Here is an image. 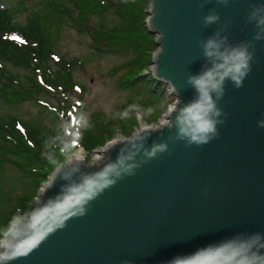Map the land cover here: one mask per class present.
I'll return each instance as SVG.
<instances>
[{"label":"water","instance_id":"95a60500","mask_svg":"<svg viewBox=\"0 0 264 264\" xmlns=\"http://www.w3.org/2000/svg\"><path fill=\"white\" fill-rule=\"evenodd\" d=\"M148 11L151 77L178 98L169 124L111 143L103 162L57 167L0 264H264V0ZM189 108L214 123L206 143Z\"/></svg>","mask_w":264,"mask_h":264},{"label":"trees","instance_id":"16d2710c","mask_svg":"<svg viewBox=\"0 0 264 264\" xmlns=\"http://www.w3.org/2000/svg\"><path fill=\"white\" fill-rule=\"evenodd\" d=\"M109 1L69 0L77 10V25L80 27L85 24L88 14L105 12ZM149 3L150 0H119L117 13L121 19L120 28L89 29L95 49H99L100 41L106 39L123 45L126 51L134 55L130 69L121 77L122 87L131 86L142 79L147 81L150 91L154 87L151 84L153 78L141 73L142 69L152 62V55L157 49L155 34L149 32L145 23L149 15ZM21 8L11 5L9 8L0 9V75L5 79L0 82V99L8 104H17L22 100L35 99L39 89L66 97L67 92L75 86L72 81V68L76 61L56 59L55 69L49 61L54 59L50 47L60 32L59 19L69 9L53 0H42L37 3V8L28 14L25 22L19 23L15 16ZM46 9L52 14L44 16ZM3 62L25 69L27 83H23L16 74L7 70ZM60 107L59 111L46 110L60 122L59 128H49L48 132H45L43 127L30 126L15 117L0 115V165L8 163L25 177H33L30 190L26 189L18 198L17 208L3 219L0 229L6 226L15 212L28 211L40 183L47 180V176L64 161L71 149L79 144L85 150L91 151L104 145L116 130L129 134L137 124L135 112L140 111L132 109L111 124L95 122V125L85 126L75 120L79 108L77 103H63Z\"/></svg>","mask_w":264,"mask_h":264},{"label":"rangeland","instance_id":"374dc122","mask_svg":"<svg viewBox=\"0 0 264 264\" xmlns=\"http://www.w3.org/2000/svg\"><path fill=\"white\" fill-rule=\"evenodd\" d=\"M40 1L42 0H0V8H9L11 5L22 7L20 12L16 14L15 20L24 23L28 14L37 8V3ZM53 1L69 10L59 19L60 32L57 40L50 47L54 59L49 62L51 67L55 69L54 60L56 59L75 60L76 64L72 68V81L75 86L67 92L66 97L65 95L59 97L56 92L39 89L35 99L22 100L17 104H8L0 99V115L15 117L21 122L30 124V126L43 127L45 132H48L49 128H59L60 122L46 111L47 106L59 111L63 103L68 105L77 103L79 108L75 120H79L85 126L95 125V122L101 124L117 122L122 115H127L132 109L140 110L135 113L137 119L138 112L144 114V122L137 123L132 131L141 124H145V121L148 123L155 122L157 116L166 109L168 104L174 102L176 96L168 95L165 92V86L158 85L154 81L151 83L154 87L150 91L147 87V81L143 79L131 86L122 87L120 84L121 77L130 69L134 55L130 51H126L123 45L115 44L106 39L100 41L99 49L92 46L89 29L109 30L121 27V19L117 13L119 0H110L108 9L102 14H88L85 18V24L81 27L77 25V10L69 0ZM51 14V11L46 9L44 16ZM2 64L7 70L16 74L23 83H27V71L25 69L14 67L8 62ZM151 64L152 62L144 67L141 73H146L145 69L148 70ZM3 81L5 79L0 75V82ZM92 121L94 122L92 123ZM131 134L132 132L125 137H130ZM121 135V132L116 130L110 140L124 136ZM108 141L103 146H97L91 151H87L83 147L71 149L64 161L59 163L57 167L62 166L78 151L84 156L86 165L92 163V153L101 154ZM100 162H103V159ZM0 169V225L2 226L3 219L17 208L18 198L24 194L26 189L30 190L33 177H25L22 172L8 163L1 164ZM50 177L51 174L38 187L36 196L41 195V189ZM34 204L35 198L31 201L28 211L20 216H17L15 212L16 214L11 216L14 219L8 224L13 221L22 222L29 219ZM11 234L12 231L6 226L1 228L0 245L4 241L2 237L8 238ZM3 249L4 246H0V253Z\"/></svg>","mask_w":264,"mask_h":264},{"label":"clouds","instance_id":"9594fccd","mask_svg":"<svg viewBox=\"0 0 264 264\" xmlns=\"http://www.w3.org/2000/svg\"><path fill=\"white\" fill-rule=\"evenodd\" d=\"M209 46H211V42H209ZM236 59L239 61L234 65L230 71L235 72L238 75H234L231 78L236 81L237 86H240V79L239 76L243 75L242 69L247 67V64L244 59V54L240 53ZM208 76H211V73H208ZM195 85L203 88L205 84L204 79H195L194 80ZM201 106H197V108H200ZM209 108H211V105H209ZM187 111V117L185 120H187L189 123L192 121H195V127L192 129L193 135L191 136L192 141H198L206 143L207 139L206 136L209 133H213L215 131L214 123L210 119H204L203 116L199 112H194L193 109L189 108ZM203 111L206 113L207 109H203ZM181 131H184L181 129ZM161 151L163 150V146H157ZM116 175L119 177L120 173L117 172ZM108 183H114V181H109ZM106 186V185H105Z\"/></svg>","mask_w":264,"mask_h":264},{"label":"built area","instance_id":"2783aa9c","mask_svg":"<svg viewBox=\"0 0 264 264\" xmlns=\"http://www.w3.org/2000/svg\"><path fill=\"white\" fill-rule=\"evenodd\" d=\"M151 69H152V66H149V69L148 70L145 69V72H149ZM177 103H178V98L176 97L173 103L171 102L170 104L167 105V108L165 109V111L161 114V116H159L157 118V120L155 122L148 123V122L145 121V124L143 123L138 128H136L132 132V135L138 133L139 131H141L143 129H148V128L155 129V128L160 127V126H162L164 124H169V114H170V112L172 110H175L177 108ZM139 121H140V123L144 122V121H141V116L140 115H139ZM128 138H130V137L122 136V137H119V138H116V139H113V140L109 141L106 145H108L111 142L116 141V140L117 141H122V140H126ZM42 194H43V192L41 193L40 196H36L35 197L34 207L40 202ZM20 227H21L20 223L16 222V221H13L10 224H8L7 228H9L12 231V234L8 238H6L5 236L2 237V238H4L3 239L4 241H2L0 246H4V249L0 253V257L4 256L6 254L11 242L15 239V237L17 235V232L20 229Z\"/></svg>","mask_w":264,"mask_h":264},{"label":"bare ground","instance_id":"6f19581e","mask_svg":"<svg viewBox=\"0 0 264 264\" xmlns=\"http://www.w3.org/2000/svg\"><path fill=\"white\" fill-rule=\"evenodd\" d=\"M155 56H156V53L154 54V57ZM107 154H108L107 147L103 151H101V154H99L98 152H93L92 153L93 161L89 165L91 166V165L100 163L101 159L104 160L105 158H107ZM71 163H84V156L80 152H76L68 159V164H71ZM45 190H46V187H43L42 192L44 193Z\"/></svg>","mask_w":264,"mask_h":264}]
</instances>
